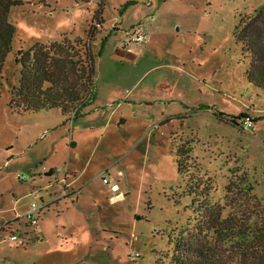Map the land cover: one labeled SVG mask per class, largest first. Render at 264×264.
<instances>
[{"label": "rangeland", "instance_id": "374dc122", "mask_svg": "<svg viewBox=\"0 0 264 264\" xmlns=\"http://www.w3.org/2000/svg\"><path fill=\"white\" fill-rule=\"evenodd\" d=\"M262 8L264 0L13 6L16 36L0 73V227L21 218L0 229V264H170L174 234L194 217L196 184L226 213H263L264 91L248 82L235 38L242 16ZM91 25L93 99L68 116L13 110L18 50L88 40ZM137 29L145 39L128 43ZM247 111L255 130L241 127ZM184 145L193 150L182 174ZM33 203L44 205L36 226L24 217Z\"/></svg>", "mask_w": 264, "mask_h": 264}, {"label": "trees", "instance_id": "16d2710c", "mask_svg": "<svg viewBox=\"0 0 264 264\" xmlns=\"http://www.w3.org/2000/svg\"><path fill=\"white\" fill-rule=\"evenodd\" d=\"M24 3L0 0V73L16 36L9 19L11 8ZM101 13L102 9L94 20L100 24ZM95 30L91 25L88 40L71 41L65 36L61 41L20 48L16 60L22 66L21 79L11 91L10 107L18 112L60 108L68 116L89 103L95 95L96 59L91 48ZM235 38L249 60L248 82L264 90V8L242 16ZM192 150L193 146L185 145L178 150L182 174L190 168ZM188 195L193 198L194 217L174 234L170 264H264V212L256 213L257 218L247 211L226 213L201 184L194 185Z\"/></svg>", "mask_w": 264, "mask_h": 264}, {"label": "built area", "instance_id": "2783aa9c", "mask_svg": "<svg viewBox=\"0 0 264 264\" xmlns=\"http://www.w3.org/2000/svg\"><path fill=\"white\" fill-rule=\"evenodd\" d=\"M129 40L127 41L129 42H140L143 41L145 39V34L143 33V31L141 29H137L136 31H134L133 33L129 34ZM241 127L244 129H249V130H255L256 129V117L255 115H253L252 113H245L242 114L241 117ZM111 179L109 177H104V181L105 182H109ZM64 184L67 185L66 181L64 182ZM116 187V185H115ZM44 208V205H39L37 203H33L29 209L27 210V212L25 213L24 217L27 220V223L29 225L32 226H36L38 224L39 221V216H40V211ZM1 230H3V226L0 227ZM10 241L14 242L17 246H25L26 245V240L24 238H22V236H20L17 233H12L10 235Z\"/></svg>", "mask_w": 264, "mask_h": 264}, {"label": "crops", "instance_id": "0c3cea01", "mask_svg": "<svg viewBox=\"0 0 264 264\" xmlns=\"http://www.w3.org/2000/svg\"><path fill=\"white\" fill-rule=\"evenodd\" d=\"M261 90H262V89H261ZM263 91H264V90H263ZM246 113H252V111H247ZM253 115H254V114H253ZM256 128H257V124H256ZM78 155H79V154H78ZM6 162H7V161H6ZM50 173L53 174V173H54V170H52ZM50 173H49V174H50ZM69 184L71 185V184H74V183H73L72 181H70ZM73 187H74V186H73ZM73 191H76V189H74ZM19 217H20V215H15V217H9V216H8V217L6 218V220H5V222L2 223V225H6L7 222H8V221H11V220H12V221H16V219H18ZM20 218H21V217H20ZM25 220H26V219H25ZM26 221H27V220H26ZM2 225H1V226H2Z\"/></svg>", "mask_w": 264, "mask_h": 264}, {"label": "water", "instance_id": "95a60500", "mask_svg": "<svg viewBox=\"0 0 264 264\" xmlns=\"http://www.w3.org/2000/svg\"><path fill=\"white\" fill-rule=\"evenodd\" d=\"M51 174V173H50Z\"/></svg>", "mask_w": 264, "mask_h": 264}]
</instances>
